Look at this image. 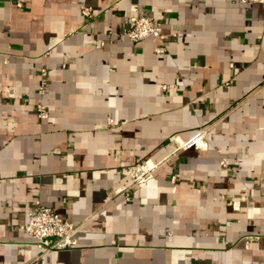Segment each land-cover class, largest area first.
I'll use <instances>...</instances> for the list:
<instances>
[{
    "label": "crops",
    "instance_id": "1",
    "mask_svg": "<svg viewBox=\"0 0 264 264\" xmlns=\"http://www.w3.org/2000/svg\"><path fill=\"white\" fill-rule=\"evenodd\" d=\"M135 11L160 40L123 36ZM199 128L204 149L170 156ZM35 200L78 226L70 248L42 253L23 232ZM263 218L264 9L0 0V264H264Z\"/></svg>",
    "mask_w": 264,
    "mask_h": 264
},
{
    "label": "built area",
    "instance_id": "2",
    "mask_svg": "<svg viewBox=\"0 0 264 264\" xmlns=\"http://www.w3.org/2000/svg\"><path fill=\"white\" fill-rule=\"evenodd\" d=\"M238 2L240 4H257L264 9V0H238ZM16 6L19 7L20 4L16 3ZM80 13L86 18L90 17L87 7H81ZM123 36L131 43H138L147 38L160 40L162 38L161 26L153 18L140 11H135L128 19V26L123 32ZM172 36L174 37V35ZM163 52L164 50L161 47L154 48V53L157 55H161ZM37 75L36 94L40 100L46 88V71L40 69ZM35 113L38 120H44L47 117L46 109L40 102L35 105ZM205 135L206 131L199 128L193 131L185 140H181L178 137H170L168 140V145L171 146L170 156L189 149H204L206 147ZM166 160L167 158H164L157 163H153L148 159L142 161L129 171L131 185H138L150 179L155 170L164 164ZM220 164L221 166H225L223 161H220ZM21 229L32 241L35 248L45 253L50 250L70 248V241L77 233L78 226L63 221L50 208L42 206L38 200H35L27 213L26 222L21 226Z\"/></svg>",
    "mask_w": 264,
    "mask_h": 264
}]
</instances>
